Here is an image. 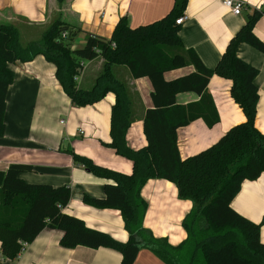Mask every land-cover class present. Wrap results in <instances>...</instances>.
Listing matches in <instances>:
<instances>
[{
    "label": "trees",
    "instance_id": "trees-1",
    "mask_svg": "<svg viewBox=\"0 0 264 264\" xmlns=\"http://www.w3.org/2000/svg\"><path fill=\"white\" fill-rule=\"evenodd\" d=\"M61 7L66 0H55ZM187 0H175L171 11L160 20L131 27L127 17L116 23L110 38L75 29L55 19L37 41L21 44L19 31L0 24V121L6 109V93L13 82L8 65L29 63L41 56L55 68L54 77L71 104L92 106L112 95L109 141L105 146L132 163L130 174L95 165L75 155L94 176L105 181L102 198L84 196L83 204L120 213L127 240L119 242L106 233L87 228L84 222L63 209L70 201V189L46 184H30L21 175L30 165L13 164L0 171V253L5 261L15 260L23 249L45 229L62 233L61 247L74 249L106 248L121 255L119 264H134L138 253L150 251L163 264H264V244L260 224L236 213L231 203L246 181L264 174V133L255 127L258 71L237 56L246 44L264 54V44L253 29L261 17L254 11L242 28L229 40L213 69H207L194 51L186 49L175 25ZM78 33L85 43L74 48ZM62 35H65L64 37ZM102 58L100 72L88 88L79 87L77 78L84 62ZM124 67L133 79L147 78L152 86L151 107L142 120L146 146L133 150L126 144V132L134 121L133 102L127 84L115 73ZM192 67L187 75L167 81L164 74ZM230 81L229 94L241 109L244 121L231 127L217 142L182 159L177 132L201 120L207 128L218 123V115L208 93L210 78ZM194 93L198 101L178 105L176 96ZM5 130L0 124V137ZM173 184L180 200L189 201L191 210L182 220L185 239L176 246L156 238L145 229L146 203L141 190L150 180Z\"/></svg>",
    "mask_w": 264,
    "mask_h": 264
},
{
    "label": "crops",
    "instance_id": "crops-1",
    "mask_svg": "<svg viewBox=\"0 0 264 264\" xmlns=\"http://www.w3.org/2000/svg\"><path fill=\"white\" fill-rule=\"evenodd\" d=\"M175 0H66L59 7L55 0H0V24L11 25L31 34L35 41L55 19L75 29L110 38L122 17L131 27L146 25L168 14ZM243 7L235 16L223 5V0H187L182 14L187 16L180 27L179 38L186 49L192 50L207 69H213L229 40L242 28L254 11L264 12V0H237ZM37 30H42L37 32ZM34 31V32H33ZM254 35L264 44V17L254 26ZM38 36V37H37ZM29 41V42H31ZM84 33H78L74 45L83 46ZM237 56L254 67L258 75L254 81L258 89L255 127L264 133V54L241 44ZM102 58L83 63L79 87L88 88L101 70ZM13 82L6 93L5 130L0 137V171L13 164L30 165L32 171L21 175L30 184H46L70 189V201L63 209L67 215L81 219L91 230L103 232L119 242L127 240V232L120 213L100 210L83 204L84 196L102 198L105 181L91 174L75 155L90 159L95 165L130 174V160L117 155L105 146L109 141V116L112 95L92 106L77 108L57 83L55 68L41 56L29 63L8 65ZM192 67L164 74L167 81L187 75ZM116 75L129 89L133 102L134 121L126 132V144L133 150L146 146L142 120L151 107L152 86L147 78L133 79L124 67L115 68ZM230 81L217 76L210 78L208 93L213 101L218 123L207 128L196 120L177 132V146L182 159L213 145L231 127L244 121L241 109L231 99ZM194 93L176 96L178 105L187 106L198 101ZM83 134L80 135L79 133ZM146 203L143 221L145 229L156 238H165L176 246L185 239L181 223L191 210L189 201L180 200L176 187L164 180L153 179L141 190ZM232 209L260 224V240L264 244V174L255 181H246L231 203ZM62 233L43 230L15 260L0 264H119L121 255L106 248L89 249L60 246ZM134 264H163L150 251L142 250Z\"/></svg>",
    "mask_w": 264,
    "mask_h": 264
},
{
    "label": "built area",
    "instance_id": "built-area-1",
    "mask_svg": "<svg viewBox=\"0 0 264 264\" xmlns=\"http://www.w3.org/2000/svg\"><path fill=\"white\" fill-rule=\"evenodd\" d=\"M223 5H224V7L229 11V12H231L233 15H235V16H237V15H239L240 13H241V11H242V7H243V4H242V2H240V1H237V0H223ZM261 15L264 17V12H261ZM188 20V18H187V16H185L184 14H182L179 18H177L176 20H175V25H177V26H181L185 21H187ZM63 37L65 36V35H62ZM80 135H82L83 133L82 132H80L79 133ZM26 249V244H24L23 245V249H22V251L20 252V254L22 253V252H24V250ZM19 254V255H20ZM18 255V256H19ZM5 260L3 259V257H2V255H1V253H0V263H2V262H4Z\"/></svg>",
    "mask_w": 264,
    "mask_h": 264
},
{
    "label": "rangeland",
    "instance_id": "rangeland-1",
    "mask_svg": "<svg viewBox=\"0 0 264 264\" xmlns=\"http://www.w3.org/2000/svg\"><path fill=\"white\" fill-rule=\"evenodd\" d=\"M39 31H42V30H37V32H39ZM34 32V31H33ZM38 37V36H37ZM40 37H41V35L35 40V41H37V40H39L40 39ZM23 40H25V41H31L32 40V37H31V34L30 33H27V32H24L23 33V39H22V41ZM73 46H74V48H80V47H82V46H79V45H74L73 44ZM83 70V69H82ZM82 70L80 71V74H79V77H80V75L82 74ZM78 77V78H79ZM78 78H77V80H78ZM77 82V81H76Z\"/></svg>",
    "mask_w": 264,
    "mask_h": 264
}]
</instances>
